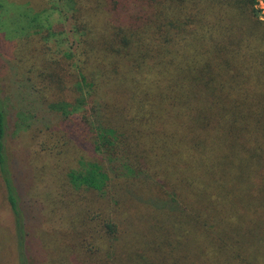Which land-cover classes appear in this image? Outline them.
I'll use <instances>...</instances> for the list:
<instances>
[{
	"label": "trees",
	"instance_id": "16d2710c",
	"mask_svg": "<svg viewBox=\"0 0 264 264\" xmlns=\"http://www.w3.org/2000/svg\"><path fill=\"white\" fill-rule=\"evenodd\" d=\"M23 2L12 66L58 117L27 133L59 226L28 224L0 89V264H264V0H64L56 56Z\"/></svg>",
	"mask_w": 264,
	"mask_h": 264
},
{
	"label": "rangeland",
	"instance_id": "374dc122",
	"mask_svg": "<svg viewBox=\"0 0 264 264\" xmlns=\"http://www.w3.org/2000/svg\"><path fill=\"white\" fill-rule=\"evenodd\" d=\"M23 1L26 0H0V89L7 108L8 152L13 160L21 197L27 207L29 206L30 214L33 212L34 215V217L29 215L28 224L33 226L35 234L50 233L57 230L59 225L51 220L52 208L41 199L38 189H33V182L38 178L37 175H41L43 170L47 173L48 166H43V162H37L38 155L34 152L35 148L31 145L27 131L34 126L42 125L48 118L49 121L56 123L53 117H58L48 113L45 107L46 102L44 103L37 91H33L31 81L26 80L27 74L18 71L16 66H12L17 48L14 39L29 29L25 14L33 15L34 12V8ZM63 2L64 0H45L41 3L44 9L36 17L41 29L53 28L57 32L47 40L49 52L54 56L63 51L71 52L76 36L72 33L74 31H71L70 18L66 16L71 10L68 11ZM258 7L264 13V3L260 2ZM48 98L53 99L54 95L50 94ZM86 105H77L68 111L71 116H79L89 109ZM33 242L31 239V244ZM186 247L189 248V245Z\"/></svg>",
	"mask_w": 264,
	"mask_h": 264
}]
</instances>
